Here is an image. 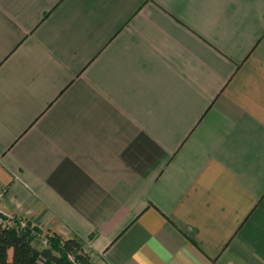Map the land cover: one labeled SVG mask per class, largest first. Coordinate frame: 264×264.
Returning a JSON list of instances; mask_svg holds the SVG:
<instances>
[{
    "label": "crops",
    "instance_id": "1",
    "mask_svg": "<svg viewBox=\"0 0 264 264\" xmlns=\"http://www.w3.org/2000/svg\"><path fill=\"white\" fill-rule=\"evenodd\" d=\"M0 212L94 264H264V0H0Z\"/></svg>",
    "mask_w": 264,
    "mask_h": 264
},
{
    "label": "trees",
    "instance_id": "2",
    "mask_svg": "<svg viewBox=\"0 0 264 264\" xmlns=\"http://www.w3.org/2000/svg\"><path fill=\"white\" fill-rule=\"evenodd\" d=\"M36 238L46 244L35 246ZM0 264H94V260L84 239L43 231L17 218L13 224L0 222Z\"/></svg>",
    "mask_w": 264,
    "mask_h": 264
},
{
    "label": "rangeland",
    "instance_id": "3",
    "mask_svg": "<svg viewBox=\"0 0 264 264\" xmlns=\"http://www.w3.org/2000/svg\"><path fill=\"white\" fill-rule=\"evenodd\" d=\"M17 218H19V217L13 216V215L11 217H8V216H6V215H4L3 213L0 212V220L3 223H7L8 222L9 224H13L14 220L17 219ZM8 219H10V221ZM44 240L45 239H43V238L42 239L41 238L40 239L36 238L35 241H34V244H38V246L45 245L46 243L44 242ZM38 241H39V243H38Z\"/></svg>",
    "mask_w": 264,
    "mask_h": 264
},
{
    "label": "built area",
    "instance_id": "4",
    "mask_svg": "<svg viewBox=\"0 0 264 264\" xmlns=\"http://www.w3.org/2000/svg\"><path fill=\"white\" fill-rule=\"evenodd\" d=\"M0 222H2V221L0 220ZM3 224H5V223H3ZM21 225H24V222H21ZM44 242L46 243V240H44Z\"/></svg>",
    "mask_w": 264,
    "mask_h": 264
}]
</instances>
